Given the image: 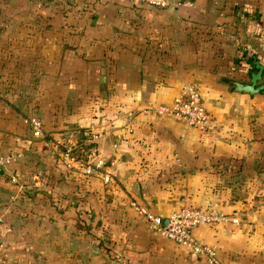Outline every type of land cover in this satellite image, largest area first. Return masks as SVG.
<instances>
[{"label": "crops", "instance_id": "0c3cea01", "mask_svg": "<svg viewBox=\"0 0 264 264\" xmlns=\"http://www.w3.org/2000/svg\"><path fill=\"white\" fill-rule=\"evenodd\" d=\"M171 2L0 0V154L18 155L0 169V264H204L130 202L219 211L194 237L222 264H264V95L231 84L264 68V0ZM186 83L209 136L146 109ZM96 159L110 182L83 174Z\"/></svg>", "mask_w": 264, "mask_h": 264}, {"label": "built area", "instance_id": "2783aa9c", "mask_svg": "<svg viewBox=\"0 0 264 264\" xmlns=\"http://www.w3.org/2000/svg\"><path fill=\"white\" fill-rule=\"evenodd\" d=\"M128 1L138 2L153 8H165L172 4L171 0ZM146 109L155 116L169 118L185 128L194 129L207 136L211 135L216 128L215 120L206 109L199 89L194 83L184 84L169 103L150 104ZM22 122L30 129L32 136L39 137L42 134L41 121L37 116H24L22 117ZM83 134L85 135V133ZM91 153L93 152L91 151ZM16 157L18 155L0 154V169L7 168ZM63 160L65 163L73 160L69 150L63 152ZM79 165L83 167V174L95 171L101 175L103 182L111 181L109 172L100 171L103 167L101 159H96L93 164L88 160H84ZM10 180L15 181V177L11 176ZM130 207L145 223L147 228L160 238L186 249L201 259L204 264H222L215 253L214 246L198 241L194 237L193 231L201 225L212 226L227 222V215L204 207L183 204L171 209L165 217L166 224L162 225L160 216L150 214L144 207L135 202H130ZM232 222H235V220Z\"/></svg>", "mask_w": 264, "mask_h": 264}, {"label": "water", "instance_id": "95a60500", "mask_svg": "<svg viewBox=\"0 0 264 264\" xmlns=\"http://www.w3.org/2000/svg\"><path fill=\"white\" fill-rule=\"evenodd\" d=\"M246 68V74L248 76L247 82L232 81L233 90L238 93L253 95L256 93L264 95V68L255 59L251 58ZM161 224H166V219L161 220Z\"/></svg>", "mask_w": 264, "mask_h": 264}, {"label": "trees", "instance_id": "16d2710c", "mask_svg": "<svg viewBox=\"0 0 264 264\" xmlns=\"http://www.w3.org/2000/svg\"><path fill=\"white\" fill-rule=\"evenodd\" d=\"M9 155H11V154H9Z\"/></svg>", "mask_w": 264, "mask_h": 264}]
</instances>
